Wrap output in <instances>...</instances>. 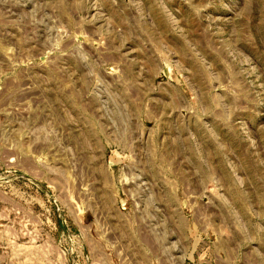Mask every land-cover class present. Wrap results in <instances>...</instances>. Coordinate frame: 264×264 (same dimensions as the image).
Listing matches in <instances>:
<instances>
[{
    "label": "rangeland",
    "instance_id": "374dc122",
    "mask_svg": "<svg viewBox=\"0 0 264 264\" xmlns=\"http://www.w3.org/2000/svg\"><path fill=\"white\" fill-rule=\"evenodd\" d=\"M0 264H264V0H0Z\"/></svg>",
    "mask_w": 264,
    "mask_h": 264
}]
</instances>
